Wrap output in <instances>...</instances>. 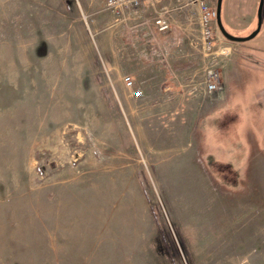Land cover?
<instances>
[{
  "label": "rangeland",
  "instance_id": "rangeland-1",
  "mask_svg": "<svg viewBox=\"0 0 264 264\" xmlns=\"http://www.w3.org/2000/svg\"><path fill=\"white\" fill-rule=\"evenodd\" d=\"M258 1L223 0L232 36L256 29ZM135 23L103 0H0V264H248L264 253V10L245 42L216 26L211 54L168 56ZM203 54L210 66L190 78L162 60ZM127 67L148 101L130 99ZM209 68L223 89L207 142L193 118L175 120L181 95L171 121L141 106L169 97L147 88L190 86L194 99ZM244 127L248 144H228Z\"/></svg>",
  "mask_w": 264,
  "mask_h": 264
},
{
  "label": "crops",
  "instance_id": "crops-1",
  "mask_svg": "<svg viewBox=\"0 0 264 264\" xmlns=\"http://www.w3.org/2000/svg\"><path fill=\"white\" fill-rule=\"evenodd\" d=\"M199 2L200 0H144L140 8L137 10L124 9L123 11L129 19L136 22V26L139 28L145 26L147 30L146 36L151 46L158 44V42H163V45L168 48V53L166 54L171 56V54L174 55L175 53L173 48H182V50L183 48H189L194 51L196 47H199L201 33ZM257 5L258 3L256 4V7ZM254 16L256 17V11L254 14L252 13V19L249 24L253 22ZM158 18H164L168 22L169 27L166 31L161 32L158 30V27L155 24V21ZM140 31H142V29H140ZM182 50L180 52L184 53ZM184 58L186 59V57ZM196 59L197 60H189L188 62H185V64H174L172 58H166L165 56L162 58L163 61L167 60L168 67L166 70L168 74H183L182 76H187L188 78L203 70L202 62H207L206 64L209 65V59L204 54L202 58L201 56H198ZM142 64V61L138 62L139 66H143ZM145 69L150 74L155 73V60H153V57H151V59H146ZM126 74H129L128 76L132 79L136 75L132 67L126 68ZM192 90L193 89H191L190 86L178 88H174L173 86L163 88L158 87L157 90L147 88L146 92H144L147 96L165 95L169 97H163L162 103H142L141 106L147 107L146 111H148L149 115H151V112H154V116L157 115V117H161L160 120L163 122L171 121L173 117L171 114L176 110L173 101L177 99V97L171 96H177L178 94L181 95V98H179L180 103L178 104L179 108L177 109L179 111V116L175 120L177 122H187L188 118H193L194 122L198 123L196 125L197 138L200 140V143L203 144L207 142L206 139L210 133L209 129L216 126L211 123L216 122L215 119H210L209 116L211 114L213 117L215 114L214 104L218 101L219 94H207L205 89L202 88L197 92L196 97L191 100L187 95L191 94ZM130 99L141 102L148 101L149 97L145 98L142 91V96L140 98L131 97ZM192 105L193 111L191 109ZM126 106L127 108L130 107V105ZM229 129L230 128H227V130ZM238 130L239 129H237V133L234 132L233 134H228L230 137H227V143H236L245 146L252 138V134L248 135V130H246L245 127L239 131ZM227 143L225 140L224 144ZM260 227L262 228V231H264V222L261 223ZM261 237L264 239V234H261ZM248 264H264V253L258 255L256 258L251 257Z\"/></svg>",
  "mask_w": 264,
  "mask_h": 264
},
{
  "label": "built area",
  "instance_id": "built-area-1",
  "mask_svg": "<svg viewBox=\"0 0 264 264\" xmlns=\"http://www.w3.org/2000/svg\"><path fill=\"white\" fill-rule=\"evenodd\" d=\"M144 0H103L105 10L120 11L124 9L137 10L140 8ZM200 39L199 46L207 54H211L216 46L215 32H216V8L209 6L204 0H200ZM158 30L163 32L169 27L168 22L164 18H158L155 21ZM123 83L126 89L132 92V96L139 98L142 96V91L134 92V80L130 76L123 77ZM204 89L207 94L221 92L223 87L219 81L218 72L209 68L206 70Z\"/></svg>",
  "mask_w": 264,
  "mask_h": 264
},
{
  "label": "water",
  "instance_id": "water-1",
  "mask_svg": "<svg viewBox=\"0 0 264 264\" xmlns=\"http://www.w3.org/2000/svg\"><path fill=\"white\" fill-rule=\"evenodd\" d=\"M222 3L223 0H216V25L219 30V32L229 41L234 42V43H242L247 40H250L254 38L260 31L261 29V24H262V10H264V0H259L258 2V7L256 10V29L249 34L247 37H235L230 34H228L222 24L221 20V10H222Z\"/></svg>",
  "mask_w": 264,
  "mask_h": 264
},
{
  "label": "flooded vegetation",
  "instance_id": "flooded-vegetation-1",
  "mask_svg": "<svg viewBox=\"0 0 264 264\" xmlns=\"http://www.w3.org/2000/svg\"><path fill=\"white\" fill-rule=\"evenodd\" d=\"M259 2V1H258ZM257 7H258V5H257ZM256 18V17H255ZM226 30V29H225ZM226 32L228 33V34H230L227 30H226ZM231 35V34H230Z\"/></svg>",
  "mask_w": 264,
  "mask_h": 264
},
{
  "label": "trees",
  "instance_id": "trees-1",
  "mask_svg": "<svg viewBox=\"0 0 264 264\" xmlns=\"http://www.w3.org/2000/svg\"><path fill=\"white\" fill-rule=\"evenodd\" d=\"M222 5H223V3H222ZM223 24V23H222Z\"/></svg>",
  "mask_w": 264,
  "mask_h": 264
}]
</instances>
